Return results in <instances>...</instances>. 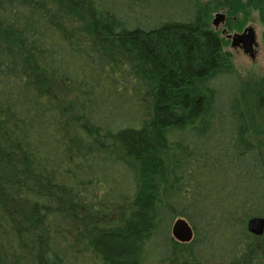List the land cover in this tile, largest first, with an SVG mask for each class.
<instances>
[{
	"label": "trees",
	"instance_id": "16d2710c",
	"mask_svg": "<svg viewBox=\"0 0 264 264\" xmlns=\"http://www.w3.org/2000/svg\"><path fill=\"white\" fill-rule=\"evenodd\" d=\"M205 9L0 0V264H264V152Z\"/></svg>",
	"mask_w": 264,
	"mask_h": 264
},
{
	"label": "rangeland",
	"instance_id": "374dc122",
	"mask_svg": "<svg viewBox=\"0 0 264 264\" xmlns=\"http://www.w3.org/2000/svg\"><path fill=\"white\" fill-rule=\"evenodd\" d=\"M199 1L203 8H206L205 10L208 12L212 25L217 14L224 13L226 15L224 23L217 28L213 26L223 33L222 36L228 41L226 50L230 52L233 64L243 77L245 90L243 101L251 129L252 141L264 152V111L259 110L257 107V97L260 94L264 74V25L259 21L257 14L251 16V19L242 25L240 19L232 18L224 10L215 6V2L219 0ZM237 25H242L243 27L239 28ZM249 26L254 28L257 40V46H254L255 50L253 49V53L255 52L253 56L242 49L232 47L231 40L227 38L228 34L242 33ZM228 27L231 28L228 29ZM69 97L71 96L68 95L67 98L70 99Z\"/></svg>",
	"mask_w": 264,
	"mask_h": 264
},
{
	"label": "water",
	"instance_id": "95a60500",
	"mask_svg": "<svg viewBox=\"0 0 264 264\" xmlns=\"http://www.w3.org/2000/svg\"><path fill=\"white\" fill-rule=\"evenodd\" d=\"M226 15L219 13L213 20V25L217 28L224 23ZM232 40L231 46L236 48L242 46L246 53L254 55L253 49L257 45L256 33L253 27H246L242 33H234L227 36ZM248 230L255 235L264 234V218L255 217L248 222ZM173 237L182 243L190 242L194 237V230L190 223L184 218L177 219L172 225Z\"/></svg>",
	"mask_w": 264,
	"mask_h": 264
},
{
	"label": "flooded vegetation",
	"instance_id": "af4514ba",
	"mask_svg": "<svg viewBox=\"0 0 264 264\" xmlns=\"http://www.w3.org/2000/svg\"><path fill=\"white\" fill-rule=\"evenodd\" d=\"M224 32V31H223ZM228 35H231V34H228ZM227 35V36H228ZM228 38V37H227ZM229 39V38H228ZM231 40V39H230ZM231 42H232V40H231ZM257 46V45H256ZM236 48H239V49H242L244 52H245V50H244V48L242 47V46H239V47H236ZM255 50V49H254ZM254 54H255V52H254Z\"/></svg>",
	"mask_w": 264,
	"mask_h": 264
}]
</instances>
